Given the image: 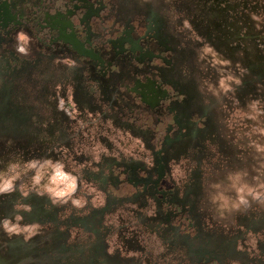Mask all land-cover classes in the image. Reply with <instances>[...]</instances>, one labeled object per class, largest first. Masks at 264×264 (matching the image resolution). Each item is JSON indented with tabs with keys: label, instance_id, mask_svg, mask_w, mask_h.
I'll use <instances>...</instances> for the list:
<instances>
[{
	"label": "rangeland",
	"instance_id": "rangeland-1",
	"mask_svg": "<svg viewBox=\"0 0 264 264\" xmlns=\"http://www.w3.org/2000/svg\"><path fill=\"white\" fill-rule=\"evenodd\" d=\"M108 2L95 39L127 24L160 61L98 68L30 30L0 50V255L264 264V0ZM148 79L167 93L155 109Z\"/></svg>",
	"mask_w": 264,
	"mask_h": 264
},
{
	"label": "flooded vegetation",
	"instance_id": "flooded-vegetation-1",
	"mask_svg": "<svg viewBox=\"0 0 264 264\" xmlns=\"http://www.w3.org/2000/svg\"><path fill=\"white\" fill-rule=\"evenodd\" d=\"M57 1L62 2L65 7L55 11H45L43 9L50 8L49 3L52 0H0V50H6L10 44L12 45L14 35L19 31L30 30L40 38L50 41V45L47 44L51 49L50 52H53L58 46L63 49L71 47V53L77 56L78 61H87L86 58H88L98 68L101 66L109 68L112 61L150 62L162 59V56L151 47L153 38H147L144 35L135 36V32L127 24L122 30L114 27L113 31H109V34L105 36L101 34L99 39H95L97 32L92 23L107 11V4L110 6L108 0ZM130 1L132 0H119V3L127 10ZM28 2H33L36 7L32 9V15L25 10ZM41 11L45 17L44 23L42 20L38 21ZM26 15L29 17L27 18ZM154 38L153 40H157L158 37ZM147 40L151 44H148ZM52 41L54 42L51 43ZM66 51L68 50L66 49ZM12 54L13 61L18 60L15 57L18 55L17 50ZM142 83L141 80L137 81V86L142 87L143 101L141 102L152 109L160 106V102L167 96L166 91L156 87V82L153 79H148L144 85ZM2 211H6L4 205H0V212ZM6 258L0 255V264H8Z\"/></svg>",
	"mask_w": 264,
	"mask_h": 264
},
{
	"label": "clouds",
	"instance_id": "clouds-1",
	"mask_svg": "<svg viewBox=\"0 0 264 264\" xmlns=\"http://www.w3.org/2000/svg\"><path fill=\"white\" fill-rule=\"evenodd\" d=\"M19 39H20L21 41H25V40H26V37H25L23 34H21V35L19 36ZM18 51L21 52V53H24V52H25V48L20 47V48L18 49ZM74 189H75V181L72 182V184H71V186L69 187V189H68L67 192H65V191H55V192L52 193V195H53L55 198H63L64 196L68 195L69 192L74 191ZM3 190H4V189H0V191H3ZM254 198H258V197H254ZM72 202H73V204H74L75 206H77V207L82 206L81 201H79V200H73ZM240 203H242V204H243V203H246V201L244 200L243 196H241V198H240ZM5 229L8 230V231H15V230H16V229H14V228H8V224H7V223L5 224Z\"/></svg>",
	"mask_w": 264,
	"mask_h": 264
}]
</instances>
